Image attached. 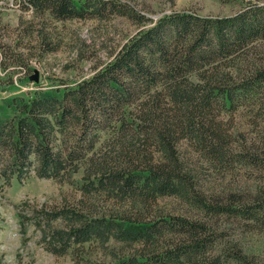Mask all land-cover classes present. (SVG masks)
<instances>
[{
  "label": "trees",
  "instance_id": "16d2710c",
  "mask_svg": "<svg viewBox=\"0 0 264 264\" xmlns=\"http://www.w3.org/2000/svg\"><path fill=\"white\" fill-rule=\"evenodd\" d=\"M23 3L56 21L87 13L74 0ZM134 20L151 25L61 99L25 106L15 142L11 128L2 130L1 148L14 162L0 173L22 179L33 167L40 179L62 180L82 169L79 210L46 216L66 225L47 239L53 254H65L73 242L113 239L130 247L139 241L136 254L117 264H256L219 247L209 223L224 216L264 220V199L238 200L207 181L264 173V4L226 18L172 12L154 22L138 14ZM244 111L253 113L250 137L234 123ZM168 198L197 218L163 212L159 200ZM120 223L131 227L125 232Z\"/></svg>",
  "mask_w": 264,
  "mask_h": 264
},
{
  "label": "rangeland",
  "instance_id": "374dc122",
  "mask_svg": "<svg viewBox=\"0 0 264 264\" xmlns=\"http://www.w3.org/2000/svg\"><path fill=\"white\" fill-rule=\"evenodd\" d=\"M102 2L106 4L105 11L97 12ZM74 3L83 13L87 11L84 19L56 21L47 13L35 14L23 0H0V168L7 160L14 162L10 152L1 148L2 130L11 128L15 142L14 126L27 115L25 106L33 100L61 99L66 90L75 88L108 63L124 43L151 25H139L134 20L136 14L153 22L172 12L226 18L251 4H264V0H74ZM126 10L135 15L131 18L119 15L118 11ZM35 73L37 82L30 80ZM252 116V112L244 111L234 117L236 127L242 128L246 137L251 134L248 121ZM1 174L0 264H117L136 254L134 248H139V241L130 247L113 239L105 245L95 240L73 242L63 255L50 251L47 239L52 229H64L66 225L61 220L49 223L46 216L55 210H79L85 182L82 169L62 180L40 179L33 167L22 179L17 173L7 180ZM208 180V185H214L218 191L227 188L238 200L249 201L258 195L264 199V173L247 170L223 179L211 176ZM226 194L221 193L220 197ZM158 205L170 215L197 218L194 210H187L175 199L159 200ZM209 224L218 235L219 247L240 250L256 264H264V220L224 216ZM122 225L125 232L131 227Z\"/></svg>",
  "mask_w": 264,
  "mask_h": 264
},
{
  "label": "water",
  "instance_id": "95a60500",
  "mask_svg": "<svg viewBox=\"0 0 264 264\" xmlns=\"http://www.w3.org/2000/svg\"><path fill=\"white\" fill-rule=\"evenodd\" d=\"M30 80L31 81H34V82H37V75H36V73H35L34 76L30 77Z\"/></svg>",
  "mask_w": 264,
  "mask_h": 264
}]
</instances>
